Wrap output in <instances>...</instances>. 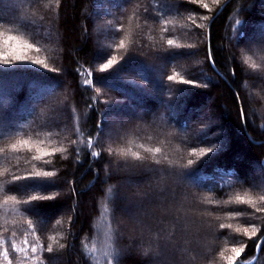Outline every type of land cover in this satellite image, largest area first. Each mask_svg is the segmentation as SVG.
<instances>
[{
	"label": "trees",
	"instance_id": "16d2710c",
	"mask_svg": "<svg viewBox=\"0 0 264 264\" xmlns=\"http://www.w3.org/2000/svg\"><path fill=\"white\" fill-rule=\"evenodd\" d=\"M13 45L0 264H264V0H0Z\"/></svg>",
	"mask_w": 264,
	"mask_h": 264
},
{
	"label": "snow or ice",
	"instance_id": "6c2138e0",
	"mask_svg": "<svg viewBox=\"0 0 264 264\" xmlns=\"http://www.w3.org/2000/svg\"><path fill=\"white\" fill-rule=\"evenodd\" d=\"M204 7L207 8V4H205ZM9 40H17V37H14V36H8L7 39L4 40V45H5V46H8V41H9ZM168 44H169V45L173 44V41H172V40H169V41H168ZM27 46H28V47H34V45H27ZM121 47H123V44H121ZM14 49H15V45H13V46L9 49V51L0 54V55H2L3 57H5V59H4V63H6V64H7V63H11V61H10L9 59H7V57L13 55V53H14ZM14 59H16V60H22V59H27V57H23V56H20V55H15V56H14ZM36 63H37V64H42L43 61H41V60H36ZM113 63H115V60H114V59H113V60H109L107 64H104V65H103V68H104V69H107V68H109ZM44 67L47 68V65L45 64ZM252 67L255 68L256 65H252ZM169 79H170V80H173V79H175V77H174V76H173V77H169ZM185 83H189V84H191V83H193V82H192V81H185ZM18 144H19V145H27V144H28V141H20V142H18ZM18 144H13V145H11L12 149H17ZM0 151H2V149H0ZM155 151H156V152H159L160 149L157 148ZM193 151H195V149H193ZM206 151L211 152L212 149L209 148V149H207ZM125 154H128V153H125ZM131 155H132L134 158L141 159L139 153L132 152ZM200 155L203 156V155H204V151H201V152H200ZM41 158H42V157H39V156L36 157V159H41ZM191 164H193V161H192V160H188V165H191ZM34 175H35L36 177H47V176H51V175H53V174H52V173H47V172H44V173H39V172H38V173H35ZM19 179H21V178H20V177L13 176V180H19ZM25 179H28V178H25ZM32 183H33L34 186L39 187V186H42V185H43L44 181H41V180L36 179V180H33ZM33 199H35V198H33ZM236 199H237L240 203L253 204V207H255L253 201H251V200H245L243 197H237ZM260 199H261V200H264V196H261ZM257 211H264V209H257ZM237 215H239V213H237ZM220 227H221V228H224V227L231 228L232 226H231V225H223V224H221ZM236 231H240V230L237 229ZM244 231H245V233H247V229H245ZM253 235H254V233H253ZM25 244H27V241H25ZM257 247H259V244H257ZM12 249H13L14 252H17V253L23 252L25 255H27V251H26V249H24V248H17L15 244L12 245ZM47 250H48L49 252H51V251H52L51 246H49ZM232 250H233V252H235L236 256L238 257V256L240 255V253L243 251V248H239V249H237V248H233ZM31 251H32L33 253H35V252L37 251V248H36V247H32V248H31ZM4 254H5V256H7V249H5ZM222 254H223V253H221V255H222ZM232 259L234 260L235 257H233Z\"/></svg>",
	"mask_w": 264,
	"mask_h": 264
},
{
	"label": "rangeland",
	"instance_id": "374dc122",
	"mask_svg": "<svg viewBox=\"0 0 264 264\" xmlns=\"http://www.w3.org/2000/svg\"><path fill=\"white\" fill-rule=\"evenodd\" d=\"M109 87H113V86L110 84ZM132 107L135 110V112H141L140 109H138V108H136V106H134V104L132 105ZM129 119H130V117L123 112H117L116 115L108 116L107 121L105 123L104 134L111 135V137H112V135L114 134V131L116 132V131L123 129V127L127 128L129 126V123H130ZM194 124H195V127H199V126H202V127L208 126L209 127L211 124H214V122L212 120H209L208 118H203L202 120L200 119L198 122H196ZM202 127L198 128V129H202ZM218 134H220V132L216 131V132H214L213 135H218ZM257 174L260 178V182H262L264 184L263 172L259 169L257 171ZM182 196H184V194ZM181 202L182 201L178 202L175 199L174 202L172 203V208L179 210L181 207V204H182ZM167 204H168V202H167ZM170 207H171V204H170ZM132 221H133V225H135L137 227V221H135V218ZM176 262L180 263V261L177 259H176Z\"/></svg>",
	"mask_w": 264,
	"mask_h": 264
},
{
	"label": "water",
	"instance_id": "95a60500",
	"mask_svg": "<svg viewBox=\"0 0 264 264\" xmlns=\"http://www.w3.org/2000/svg\"><path fill=\"white\" fill-rule=\"evenodd\" d=\"M264 237V235H263ZM262 239V238H261ZM255 260V258H253L252 260L248 261V262H245L244 264H251L253 261ZM235 264V263H234Z\"/></svg>",
	"mask_w": 264,
	"mask_h": 264
}]
</instances>
